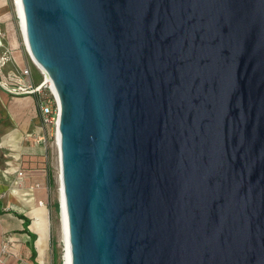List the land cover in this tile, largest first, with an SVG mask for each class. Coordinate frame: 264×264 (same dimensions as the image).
Wrapping results in <instances>:
<instances>
[{
	"label": "water",
	"instance_id": "water-1",
	"mask_svg": "<svg viewBox=\"0 0 264 264\" xmlns=\"http://www.w3.org/2000/svg\"><path fill=\"white\" fill-rule=\"evenodd\" d=\"M19 2L71 264H264V0Z\"/></svg>",
	"mask_w": 264,
	"mask_h": 264
},
{
	"label": "rangeland",
	"instance_id": "rangeland-1",
	"mask_svg": "<svg viewBox=\"0 0 264 264\" xmlns=\"http://www.w3.org/2000/svg\"><path fill=\"white\" fill-rule=\"evenodd\" d=\"M0 17H2L0 29L5 27L6 23L11 24L19 37L21 50L27 64L39 70L30 58L22 41L14 0L0 2ZM8 47L6 41L2 51H6ZM5 66L7 71L11 69L13 71L14 65L10 60L5 63ZM39 71L35 72L36 79L40 78ZM41 76L43 77L42 73ZM32 112L34 117L31 122L25 123L26 119H24L22 130L18 128L16 140L13 139L16 142L14 145L12 144L11 150L3 149L1 136L3 137L5 133L2 134L0 131V169L6 173H8V168L14 170V172L11 171L10 175L8 174L11 180L8 181L3 178L0 181V207L5 210L4 213H0V264H39L50 260L54 264H64L65 243L61 226V201L59 198L60 152L53 137L47 150L43 142L37 141L40 130L39 127L36 130V126H38L39 118L37 109L32 108ZM35 114H37L36 117ZM0 124H2V120ZM13 155H17V157ZM10 188L13 190L22 188L33 194L34 204L40 210L38 214L41 216V225L45 237L43 257L38 252L35 259L30 257L28 245L30 238L23 231L22 222L9 212L16 210L28 215V209L26 210V207L19 203L16 196L10 193ZM55 204H58V209H56ZM29 210L32 214L30 206ZM29 227L33 230L31 219Z\"/></svg>",
	"mask_w": 264,
	"mask_h": 264
},
{
	"label": "crops",
	"instance_id": "crops-1",
	"mask_svg": "<svg viewBox=\"0 0 264 264\" xmlns=\"http://www.w3.org/2000/svg\"><path fill=\"white\" fill-rule=\"evenodd\" d=\"M0 2L3 3V2H6V0H0ZM2 17H5V16H2ZM2 17H0V19ZM1 30H3L4 32V37L2 38V41L4 45H5V42L7 41V44L9 47L6 49V51L4 50L2 51L3 48H0V54H7L9 60L14 65L13 71L12 69L7 71L5 63L0 64L2 81L4 83L15 84L17 82V79L14 75L12 76V72H15V70H19L25 67H29L31 70V78L27 79V82L38 84L42 80L41 72L39 70H36L35 68H32L31 65L29 66V64H27L23 51L21 50V42L19 40V37L17 36L15 29L11 26L10 23H6L5 27H3ZM22 41L25 46V39L23 37H22ZM25 49H26V46H25ZM37 71H39V74H40L39 79H36V76H35V72ZM32 108L37 109V96L35 94L11 93L7 89H5L3 86H0V121L2 120V124H0V131L2 132V134L5 133V135L1 139L2 145L4 146L3 149H5V147L6 148L9 147L8 149H11L12 144L14 145L13 139H16L17 137V134H18L17 132L19 131L18 128L22 130V122L24 119H26L25 123L29 124L31 122V119L34 117ZM36 115L37 114H35V117ZM38 127H39V122H38V126H36V130L38 129ZM13 156L16 157L17 155H13ZM7 171L8 173L0 169V181L3 178L8 181L11 180L10 179L11 177L9 175L11 174V171L14 172V170H12V168H8ZM10 193L16 196L19 203H21L24 207H26V210L28 209L27 211L28 215L22 212H17L16 210H11L9 212L12 213L16 218H18L22 222L23 231L26 232L30 238L29 243H28L29 248H30V257L32 259H35L37 252L40 256L43 257V254H44L43 252L45 249V237H44V243L42 245L38 243V240L40 238L39 229L35 227L33 224V215L30 213L29 205L27 202V197L32 198V194L28 193L25 189H22V188H19L18 190H13L12 188H10ZM33 201L34 200L32 199L31 202L34 204ZM0 206H1V200H0ZM4 212L5 210L2 207H0V213H4ZM24 218L29 219V224H30V219H31V226L33 230H31V228L29 227V224L25 226ZM25 227H27L28 230H30V232H34L36 234V238L34 240H32L30 233L24 229ZM33 246L36 250L35 256L32 254ZM43 262L39 264H42Z\"/></svg>",
	"mask_w": 264,
	"mask_h": 264
},
{
	"label": "built area",
	"instance_id": "built-area-1",
	"mask_svg": "<svg viewBox=\"0 0 264 264\" xmlns=\"http://www.w3.org/2000/svg\"><path fill=\"white\" fill-rule=\"evenodd\" d=\"M4 32L0 29V48H4L5 45L2 41ZM9 60L7 54H0V64H4ZM39 68V67H38ZM43 77L38 84L27 82V79L31 78V70L29 67H25L12 72L17 79L15 84L4 83L1 76L0 67V86H3L11 93L27 94L32 93L37 96V113L39 118V134L37 135V141L43 142L45 149L47 150L51 138H55L57 142L58 132V118L60 111V104L58 97L52 87L49 79L39 68ZM42 264H54L51 260L43 262ZM65 264V262H64Z\"/></svg>",
	"mask_w": 264,
	"mask_h": 264
},
{
	"label": "bare ground",
	"instance_id": "bare-ground-1",
	"mask_svg": "<svg viewBox=\"0 0 264 264\" xmlns=\"http://www.w3.org/2000/svg\"><path fill=\"white\" fill-rule=\"evenodd\" d=\"M14 5H15V11H16V14H17V17H18V25H19V28L21 30L22 37L25 39L26 49H27L30 57L34 61V63L42 70V72H44V74L46 75V78L49 79L48 74L37 63V61L35 60V58L33 57L32 53L29 50V47H28V44H27V41H26V38H25V27H24V22H23V19H22V14H21V8H20V2H19V0H14ZM1 138H2V136H1ZM15 142H14V144H15ZM7 144H8V142H7ZM57 145H58V148H59V132H57ZM11 149H9V150H11ZM11 152H13V151H11ZM60 172H61V170H60ZM32 196H33V194H32ZM59 198H60V201H61V226H62L63 238H64V243H65V255H64L63 259H64L65 264H71L70 245H69V240H68V229H67V217H66L65 204H64V199H63V191H62V184H61V175H60V173H59ZM31 201H32V198L27 197L28 205L31 207V211H32V214L34 216L33 224H34L35 227H37L39 229V237L40 238L38 240V243H40L42 245L44 243V232H43V228H42V225H41V216L38 214L40 210L38 209L39 207H37Z\"/></svg>",
	"mask_w": 264,
	"mask_h": 264
},
{
	"label": "trees",
	"instance_id": "trees-1",
	"mask_svg": "<svg viewBox=\"0 0 264 264\" xmlns=\"http://www.w3.org/2000/svg\"><path fill=\"white\" fill-rule=\"evenodd\" d=\"M55 207H56V209H58V204H55ZM24 223H25V226H27L29 224V219L24 218ZM24 229L30 233L32 240H34L36 238V234L34 232H30V230H28L27 227H25ZM32 254L34 256L36 255V250H35L34 246H33Z\"/></svg>",
	"mask_w": 264,
	"mask_h": 264
}]
</instances>
